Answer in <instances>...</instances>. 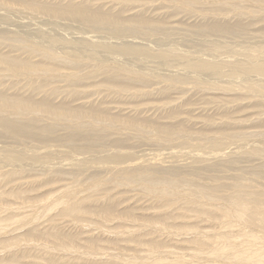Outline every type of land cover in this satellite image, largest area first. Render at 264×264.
Segmentation results:
<instances>
[{
	"label": "bare ground",
	"instance_id": "1",
	"mask_svg": "<svg viewBox=\"0 0 264 264\" xmlns=\"http://www.w3.org/2000/svg\"><path fill=\"white\" fill-rule=\"evenodd\" d=\"M5 1L14 2L16 5L0 7V10L6 12L0 13V22L7 25L0 28V136L6 135L17 141H29L32 145L39 144L45 147L48 146V142L57 141V131L53 127L60 125L57 129L63 133L62 144L77 143L79 150L93 152L95 155L75 158L73 162H69L70 164H63V159H60V163H49L44 166L47 172L58 175V168L64 170L65 165L70 166L67 172L76 168L79 171L102 172L100 177L97 173L90 176L87 173L85 180L80 179L77 182L82 184L85 181L87 185L101 187L99 181L112 184L114 180L116 186L132 187L126 191L127 193L136 192L137 195L153 201L152 208L162 213L156 220H147L139 225L122 222L114 204L106 201L112 199L123 202L120 200L124 196L120 191L113 195L108 194L105 188L90 189L92 190L90 196L80 194L81 197L78 199H57L49 202L51 203L49 207L47 206L49 203H40L37 207L46 209V213L55 210V216L68 220L77 227L84 223L88 225L84 228H89L90 222H93L91 216L97 217L93 223L94 228L91 227L95 230L94 233L96 230L112 232L119 243L122 241L131 245L133 248H130V252L136 253L137 257L144 248L146 253L155 254L154 252L161 246L156 242V235L159 234L161 237L160 233L176 227L175 234L172 232L174 235L192 241L193 248L189 247V250L192 252L193 261L187 264H202L203 255L211 260H217L214 263L205 260L206 264H264V187H262L264 134L261 131L264 126V46L261 45L263 43L251 45L249 49L242 48L239 54L246 59L232 63L203 59L199 57L203 54L202 51L184 52L177 45L170 48L168 44V49L159 50L161 41L164 44L165 41L176 44L177 41L182 43L191 40L192 45L197 48L202 42H208L202 40L208 35L240 39L248 34L249 25L252 24L250 21L254 22L256 17L255 21L262 22L263 25L258 28V33L255 32V36L259 34L262 40L264 0H109L116 4L115 11L109 8L100 9L98 0L96 4H93V0L67 2L48 0L53 1L51 3H41L37 0H0V6ZM158 9L166 10L170 16L176 17L178 12L184 13L191 19L194 17V21L199 24H192L191 21L192 25H188L189 23L184 24L179 20L171 23L159 15L155 18L146 15V10ZM130 10L135 12L129 14ZM15 14H21L24 21L19 19L12 22L9 15ZM59 19L73 21L97 32L107 30L111 38L95 40L97 37L73 33L72 26L56 21ZM229 19L237 21L232 23ZM244 19H248V22H243ZM44 25L50 26L54 33L49 32L48 28L45 29ZM60 25L62 29L58 28ZM12 27L22 30L11 31ZM75 28L84 30L82 27ZM59 29L65 34L69 33L61 34ZM177 33L183 34L178 36ZM131 34L139 35L140 38H137L141 41L134 38L126 40V36ZM146 39L148 41L145 42ZM151 39L158 45L153 43L155 46L149 47ZM155 47L158 48L157 51ZM2 48H8L9 52L16 51L20 56H10L8 52L3 54ZM100 77H102L100 83L90 82L98 81ZM154 81L158 85L161 82L165 84L162 83L164 86L160 85L155 91L159 96L168 94L170 88L178 89L183 94L195 88L219 90L223 97H216L213 102L206 100L203 105L206 107L213 105L215 109H212L222 115L220 122L217 123L214 121L215 118L211 117L201 118L202 120L193 117L191 110H185L190 107L185 106L189 98L184 96V99H177L175 102L159 103L157 108L153 107L154 115L149 114L147 117L139 116L138 113L142 115L146 108L142 109L144 103L139 104L138 101L133 108L118 107L121 113H117V107L109 108L102 106L103 103H93L95 101L87 100L84 106L75 105L77 101L83 99L85 101L86 98L94 96L99 98L104 93L135 101L148 99L153 92L150 94L143 88ZM214 81L217 84H214ZM59 82L66 84V90L63 92L57 87ZM190 82L191 85H187ZM218 83L222 85L218 87ZM84 85L93 87L94 91L91 94L86 93L82 89ZM247 102L256 107L254 119H243L237 113V109L241 105L247 106ZM167 111L171 112L166 113ZM183 117L187 121L186 125ZM197 122L200 123L199 126ZM226 126L234 129L228 131ZM128 136L141 141V147L148 148V144L156 147L163 143L172 145L175 142L178 143V147L184 149L180 153H175L176 156L160 154L158 149H152L151 152L157 151L159 155L155 152L153 155L156 156H151V153L143 151L141 147L143 152L138 148L134 150V145L127 140ZM107 150L111 153L108 154ZM12 152L8 146L0 148V166H3V170L15 171L11 174L3 171L5 173L1 175L0 180L3 185L6 180L15 182L13 178H22L24 175L22 177L19 175L26 167L33 169L24 154ZM243 153L250 155L248 161L244 162L249 164V167L233 175L231 172L233 166L240 158L237 154ZM186 162L192 167L188 172L180 170ZM219 172L220 174L224 172L221 176H225V180L227 182L229 180L228 183L222 180L224 177L222 178ZM71 186L75 188L74 185ZM3 193L0 192V199L2 196L5 197ZM68 193L76 192L64 191L65 195ZM94 194L101 198L96 199ZM11 196L21 200L24 198L21 192L12 193ZM31 200L34 203L39 202V199ZM104 201L106 204L102 206L100 203ZM214 202H224L226 206L223 209L218 206L217 211L212 212ZM99 205L101 209L96 211L90 207ZM174 211L178 212L177 215ZM176 219L183 222L174 225L173 220ZM197 221H207L212 227L217 228L214 231L217 233L200 235L197 231L198 224L195 223ZM4 222L6 223V220ZM53 228L47 233L31 230L43 237L47 243H53L55 247L52 244L46 254L34 257L30 264H42L40 259L53 252L61 259L57 264H78L66 260L63 255L77 249L81 255L90 254L91 257L96 254L100 256L102 251L108 250L106 247H104L106 250L101 248L94 238L76 240L75 236L57 234L61 230ZM63 240L66 242L63 243ZM16 243L13 237L3 242L1 246L10 250ZM140 245H143V250ZM201 250H205L206 254ZM74 252L70 254L74 256ZM107 259L108 264H137L138 261L134 255L128 260L120 254ZM47 260L46 256L43 262L56 264ZM160 260L162 259L156 260L155 264H169L168 261ZM178 260H174L173 264H179ZM3 261L2 258V264ZM89 261L91 264L100 262L97 258H88L87 262ZM6 262L21 264L17 256H12Z\"/></svg>",
	"mask_w": 264,
	"mask_h": 264
},
{
	"label": "rangeland",
	"instance_id": "2",
	"mask_svg": "<svg viewBox=\"0 0 264 264\" xmlns=\"http://www.w3.org/2000/svg\"><path fill=\"white\" fill-rule=\"evenodd\" d=\"M37 1L41 2V3L53 2V1L50 2L48 0L47 1L46 0H44V1L43 0H40V1L37 0ZM67 1L68 0H65L63 2H67ZM93 2H94L93 4H96V0L95 1L93 0ZM112 3L113 2H111L109 0H104V1L98 0L97 1V4H99L98 6L100 7V9L107 10L109 8V10L115 11L117 6L115 3H113V4ZM13 5H16V4L14 2L5 1L2 3V5L0 7L4 8L7 6H13ZM114 6H116V7H114ZM164 8H165V6H164ZM165 11L163 9H161V10L158 9L156 11L146 10L145 12L149 18L150 17L155 18L159 15L160 17H162L164 19H168V21L169 22L171 21V23L174 22V20H175V22H177L179 20L181 23H184V24L189 23L188 25L199 24L198 22L194 21V19H195L194 17H193V19H191L190 17L186 16L184 13L178 12L180 15L178 14L176 17V16H170L169 12H165ZM134 12H135L134 10H130L129 14H132ZM0 13L6 14V12L3 10H0ZM150 13H152V14H150ZM162 13H164L165 15ZM154 14H156V16H154ZM165 16L166 17L170 16L173 20L170 17L166 18ZM9 19L12 22H17L19 19H21L20 21H24V20H22L24 18H22L21 14L9 15ZM25 20H27V18H25ZM229 20L232 23L237 21V19H229ZM247 20L244 19L243 22L247 23L248 22ZM255 20H257V17L254 18V22L250 21V23H252L254 26H252V24L249 25L250 29L248 31V34L243 35L240 39H234V38L223 37V36L222 37L221 36L215 37L212 35H208V36L204 37L202 40L208 41L210 44H208V42H202L201 44H199V46L197 48H195L192 45L191 40H187V41L182 42V43L180 41H177L178 44L177 43L174 44V43H172V41L169 43H167V41H165V44H164V42L161 41L162 43H160L161 47L159 46V50L161 51L162 48L168 49L169 48L168 46H170V48L171 47L173 48L174 45H177V47L179 49H182V51H184V52H186V51L193 52L194 50L200 51V52L202 51L201 52V53H203V54H201L202 56L200 55V52L198 54L200 55L199 57H202L203 59L219 60V61H222L224 63L243 61L246 58L239 54V51L242 50V48L245 47V48L249 49L251 47V45L254 46L255 44H259V43H263L261 45L264 46V39L261 40V36L259 37V34H258V36L257 35L255 36V32L258 33L257 30H258V28H260L263 25V23L257 22ZM56 21H60V19L56 20ZM69 21H60V22L70 24L72 26V32L73 33L79 32L80 33L79 35L86 34V35H88V37H90V36L92 38L97 37L95 40H99L98 38H101L102 40H106L107 38H111V35L109 34V31H107V30H102L101 32H97L95 29H91L89 27H84L83 25L77 24L73 21H70V23H69ZM191 21H192V24L190 23ZM24 23H26V21ZM0 25H1L0 28L7 26L1 22H0ZM44 26H46V25H44ZM75 27H80V28L82 27L84 30H80V29H77ZM251 27H252V29H251ZM44 28L45 29L48 28L49 32H51V33L53 32L51 30V27L48 25ZM58 28L62 29V26L60 25ZM88 28L91 31H89ZM255 28H256V30H255ZM16 29H17V31H20V32L22 30L21 28L19 29L18 27H15V28L12 27L11 31H15ZM250 30H251V32H250ZM0 31H1V29H0ZM59 31H61V30L59 29ZM82 31H85V32H82ZM94 31H96V32H94ZM60 33L67 35L69 32L65 34V32L61 31ZM180 34L182 35L183 33H177L178 36ZM248 35H250V36H248ZM141 36L147 37V36H143V35H141ZM126 37H127L126 40H130V39L134 38L137 41H141V40H138V38H140V36L137 34H133V35L131 34L129 36L127 35ZM152 37H154V36H152ZM66 38H68V36ZM147 38H149V37H147ZM242 38H243V40H242ZM152 40L153 39H151V41L149 40L148 46L149 47L151 46L153 48L155 46V45H153V43L154 44H156V43L154 42V40L153 41ZM236 40H239V41H236ZM111 41H117V40L111 39ZM144 41L146 42V41H148V39H146ZM158 42H159V40H158ZM212 43H213V45H212ZM216 44H217V46H216ZM219 44H221V45H219ZM244 44H246V45H244ZM157 45L158 44H156V46ZM205 46H206V48H205ZM155 48L157 51L158 48L157 47H155ZM221 48H223V49L220 50ZM209 49H210V51H209ZM1 51L3 54L9 53L8 55H10V56H15V57H17V55L20 56V53L18 54L16 51L13 52V50H11V52H9L8 48L7 49L2 48ZM203 51H205V52H203ZM226 57H228V59ZM234 59H236V60H234ZM101 79H102V77H100L98 79V81H90V82L100 83V81H102ZM214 80L218 81V79H215V78H214ZM215 81H214V84H217ZM162 83L163 82H161L160 85L164 84V83L163 84ZM160 85H158L157 82L154 81L153 83H151V85L148 84L147 87L144 86V88H143L144 91L148 90V92H150V94H152V92H153V95H151L148 99H138L135 101L132 99L130 100L128 98H124L122 96H114L111 94L109 95L107 93H104V94H102V97H99V98L95 97V96L92 98H89L87 96L88 99L86 98L85 101H83L84 99L77 101L75 105L78 106V105L86 104L87 100H89L91 102L95 101V102H93L95 104H102L103 103L102 106H107L109 108H111V107L112 108H114V107H117V108L118 107L133 108L135 105L138 104V102H139V104H140V102H143L144 106L142 105L143 107L141 106V108L142 109H144V107L146 108L145 111L144 110L142 111L143 113L145 112L144 113L145 115L143 113H142V115L138 112L137 113L139 114V116L147 117L150 115H154V108L153 107L157 108V105L159 103L175 102V101H177V99H181L184 96V98L187 97L190 100V101L187 100L185 102V104H186L185 106L190 107L189 109H185V110H188V111L191 110L190 113L193 117H196L198 120H200L201 118H205V117H211V118H215L214 121H216L217 123L220 122V117L222 115L219 114L218 111L214 110L215 107L213 105H209V107L208 106L206 107L203 105L204 101H206V100H208L209 102H213L214 99H217L219 97H223L222 93L219 92V90H217V91L213 90L212 91V90H208V89L195 88V89L191 90L189 93L183 94L178 89H171L170 88V90H171V91H169L170 94L169 93L166 95L161 94V96L163 97V99H162V97L159 96L158 93H155V91L157 89H159ZM187 85H191V82H190V84H187ZM221 85H222V83H220L217 86L219 87ZM57 87L60 89V92H63V90H66V84L64 82H59L57 84ZM86 88L88 90H86ZM82 89L84 91H86V93L89 92V94H91V92L94 91L93 87H87L86 85H84V87H82ZM212 89H214V88H212ZM173 90H174V92H173ZM22 92H23V90H22ZM24 92H25V90H24ZM207 93L208 94L211 93V94L207 95ZM205 94H206V96H205ZM156 96H158V97H156ZM96 98H98V99H96ZM158 99H161V100H158ZM60 100H61V98H59L58 101H60ZM63 100H65V99H63ZM80 102H82V103H80ZM56 104H59V103H56ZM246 104H247V106L241 105L237 109V113L243 119L247 118V120H249V119H252L254 117V114H255V112H257V110H256V107H252L251 103L247 102ZM120 105H122V106H120ZM148 107H149V111H150V108H152L153 111L149 112ZM212 108H214V109H212ZM188 111H186V112H188ZM127 112L128 111L126 110V114H127ZM133 112L136 113V111H133ZM147 112H149V113H147ZM170 112L171 111H167L166 113H170ZM205 112L207 114H205ZM112 113L117 114V113H121V112H119V108H118L117 113L116 112H112ZM146 113H147V115H146ZM183 119H184V117H183ZM186 122L187 121L184 119L185 125H186ZM199 124L200 123H198L197 126H199ZM217 126L218 125H216V127ZM59 127H60V125L53 127V129L57 131L56 132L57 136H58L57 141L48 142L47 143L48 146H45V147H42L39 144L38 145L37 144L32 145L31 142H29V141H27V142H25L24 140H20V141L18 140L17 141V140H14L13 137H6V135L0 136V148H5L6 146H8V149L13 151L14 153L24 154L26 159H27L28 164L33 168V169H30V168L26 167L25 170L22 172V174L19 175V177H22L24 175L22 178H18L17 176H16L17 179L13 178L15 182L10 181V180H6L5 185H3L0 181V192H2V193L5 192V193H3V194H5V197L2 196L0 199V200L3 199L2 202H0V262H1V264H2V258L4 259L3 264H7L6 261H8L12 256L13 257L17 256L21 264H30V262L34 260V257L39 256V255L42 256V255L46 254L47 251H49L51 249L53 243H51V244H49L50 242L47 243V241L43 240V237H40L39 235L34 234L31 230H37V232L45 231V233H47L50 230H53L54 229L53 227H55V229H57V230H61V231L57 232V234H60L62 236H68V235L72 236V237L75 236L76 240H77V238L81 239V240H86V238L88 239V237L94 238L97 240V244L101 248H103L104 250H106V248L108 249L106 251H102L101 252L102 254L100 256H97V254L92 255L91 257L89 256L90 254L81 255L82 253L80 252V250L77 251V249H75L76 253L74 252V250L70 251V253L74 252V256L68 252L63 255L66 260L75 261L76 263L78 262V264H79V262H80V264H91L92 263L91 261L87 262L88 258H90V259L97 258L100 261L99 264L100 263L101 264H108V260H109V259H107L108 257L113 256V255H119V254L123 258L128 259V260L132 259L133 255H134L136 258H138L137 264H155L156 260H158V259H162L160 261H163V260L168 261L169 264H173V261L177 260V259H179L178 260L179 264L191 263V261H193V259L191 256L192 252L189 250V247L193 248L192 241L186 240L183 237L180 238L178 235H174L176 232V227L175 228L172 227V228H170V230L165 231L166 233H169V232L172 233L173 232L174 234L170 233V234L166 235V233L163 232V233H160V234H162L161 237H159V234L156 235L157 236L156 242L161 246H160V249L157 250V252H154L155 254L146 253L145 252L146 249L144 248V250H143V245H140V246H142L141 249L143 251L137 257L136 253L134 254V252L133 253L130 252V248L132 246L127 244V243L125 244L122 241H120V243H119L118 238L113 237L114 235L112 232L103 231V230L102 231L96 230L97 232L94 233L95 230L92 229L91 227L94 228L93 223H95V219L97 217L91 216V219L93 222H90L89 228L88 227L84 228V226H88L87 224H84V223L82 224V226L77 227L74 223H72V222L70 223V222H68V220L66 221L63 218L55 216L54 215V214H56L55 210L46 213V209L43 210V208L37 207V206H39L40 203L41 204L42 203L47 204V203H49L51 201H55L57 199L58 200H66L68 198L78 199V197H81L80 194H82V196H85V195L90 196V192L92 191L90 189L105 188L107 190L108 194L110 193L113 195V194H116L117 192L120 191L121 195L124 196V198H122L120 200V201L123 200V202H117V201L112 200V199H109L106 201V202H111L114 204V206L116 207V210L118 211L117 213L120 216V219L122 220V222L123 221L131 222V223H135V225H139V224H143L147 220L148 221L149 220L150 221L156 220L158 218V216L162 213L161 211L156 210L154 207L152 208V206L154 204L153 201H151L148 198L137 195L136 192L127 193L126 191L130 190L132 187H129L126 185L116 186V183L114 180H112L113 181L112 184L109 182L103 181V180L99 181L102 184L101 187H93L92 184L87 185L86 182L84 181L82 184H85V186H86L85 187V186H82V184L77 182L80 179L85 180L87 173L89 176L94 174V173H97L100 177L101 174H103L102 172L91 171V170L79 171L78 168H76L73 171L67 172L68 170H70V166H68V165H65L63 167V169L65 168L64 170H62L61 168H58V175H54L51 172H47V169L44 168V166H46L49 163H60V159H63V164H70L69 162H73L75 158H85V157L90 156L91 154L95 155L93 152L89 153L88 151L79 150L77 148L79 146L77 143L62 144L63 143V140H62L63 133L61 131H59V129H57ZM226 128L228 129V131L234 129L231 126H226ZM261 131L264 134V126L261 128ZM129 136H128L127 140L129 141V143L134 145V147H133L134 150H136L137 148L141 150V148H142L143 151L145 150V152L147 151L149 154L151 153V156H156V155H153V154H155V152L157 155H159V153H160V154H167L169 156H176L175 153H180L184 149L183 147H178L177 146L178 143H175V142H174V144L176 147L174 146V144L168 145V143H166V144L163 143L164 147H162L163 146L162 144H158V145H156V147L151 146L150 144H148V146H149L148 148L146 146L141 147L142 146L141 141H139L138 139H136L132 136L131 137H129ZM262 138H264V137H262ZM13 140L15 141V143H13ZM12 144H14L15 146ZM11 146H14V147H11ZM157 147H159V148H157ZM262 148H263V146H262ZM152 149L153 150L158 149L159 153H157V151L151 152ZM176 149L178 150V152ZM109 151L110 150H107L108 154L111 153V152L109 153ZM237 155H238L237 157H240V158H239L237 164L235 166H233L234 168L231 171L233 175H237L238 173H241L243 170H246L247 167H249V164H246L244 162L248 161L247 158H249L250 155L246 154V153H243L241 155L237 154ZM186 163L184 165H182V168H180V170L184 169L186 172L191 170V169H189V168H192L191 165L189 163H187V165H186ZM240 165H242V166H240ZM153 166H156V165H153ZM207 166H209V165H207ZM242 167H244L245 169ZM3 171L8 172L9 174H11V172H13V173L15 172V171L3 170V166H0V180L2 179L1 175H4V173H5ZM222 173H224V172H222ZM222 173L220 174V172H219V175L221 176ZM110 177H112V176H110ZM221 177L222 178L224 177L222 180L225 181L226 183L229 182V180H228V182L225 180V176H221ZM17 181H18V183H17ZM71 184L74 185L75 188H72ZM262 187H264V185ZM66 190H69L71 192L74 191L76 193H70V194L68 193L67 195H65L64 191H66ZM16 192H21L23 194L24 198L21 200V198L12 197L11 196L12 193H16ZM6 194H8V195H6ZM95 196H96V199H98V200L101 198L98 195H95ZM31 199H39V202L34 203L33 200H31ZM128 200H129V202H128ZM130 200H133L134 203ZM106 202L104 201V203H100V204L102 206H104L106 204ZM220 203H222V205ZM50 205H51V203H49L47 206L49 207ZM101 205L90 206V207H92V209L95 208V211H96L98 209H101V207H100ZM214 205H216V206H214ZM218 206L220 209H223V208H225L226 205L224 202H214L213 207H212V212H216L217 211L216 208H218ZM174 210H176V209H174ZM176 211H174V213L177 215L178 212H176ZM172 214H173V212H172ZM55 217H57V218H55ZM116 217H117V215H116ZM5 220H6V223L4 222ZM182 222L183 221H181L180 219L179 220L176 219L175 221L173 220L174 225L176 223H182ZM195 223L198 224L197 225V231L200 235H212L213 232L217 229V228L212 227L207 221L206 222L197 221ZM82 228H83V230H82ZM240 231H242V230H240ZM82 233H84V234H82ZM214 233H217V232H214ZM13 237L16 239L17 243L12 246V249L7 250L6 249L7 247L1 246L3 244V242L9 241ZM65 242L66 241L63 240V243H65ZM53 246L55 247L54 244H53ZM104 247H106V248H104ZM42 248H46V249L43 250ZM115 249H117L118 251H114ZM120 249H122L123 251L126 249L125 250L126 252L125 251L123 252L122 250L120 251ZM127 249H128V251H127ZM58 251H61V250H58ZM112 251H114V252H112ZM201 251L204 254H206L205 250H201ZM78 252H80V253H78ZM89 252L90 251H88V253ZM69 255H71L72 257ZM46 256L48 258L47 261L50 260L51 262H55L56 264L59 261L61 262V259L57 256V254L55 252H53L50 255L47 254L42 259H40V262L42 264H46L43 262V259ZM199 256H201V255L199 254ZM5 257H7V258H5ZM202 259H203V263L206 262L205 260L213 261V263H214V261H217L214 259L211 260V259L207 258L205 255L202 256ZM146 260H147V262H146ZM38 261H39V258H37V262ZM118 262H120V261L118 260ZM16 263H18V261H16ZM16 263H14V264H16ZM206 263H204V264H206Z\"/></svg>",
	"mask_w": 264,
	"mask_h": 264
}]
</instances>
